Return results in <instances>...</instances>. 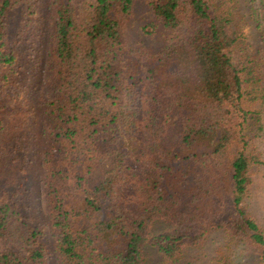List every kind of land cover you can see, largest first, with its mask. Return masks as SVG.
I'll use <instances>...</instances> for the list:
<instances>
[{
    "label": "trees",
    "instance_id": "obj_1",
    "mask_svg": "<svg viewBox=\"0 0 264 264\" xmlns=\"http://www.w3.org/2000/svg\"><path fill=\"white\" fill-rule=\"evenodd\" d=\"M259 1L148 0L156 20L141 28L164 41L152 52L126 38L135 0H0V264H147L148 247L182 264L213 230L264 264L246 204L262 163L250 149L264 129V58L244 33L260 26ZM43 59L45 215L28 183V91ZM177 160L195 167L187 202L167 194Z\"/></svg>",
    "mask_w": 264,
    "mask_h": 264
},
{
    "label": "rangeland",
    "instance_id": "obj_2",
    "mask_svg": "<svg viewBox=\"0 0 264 264\" xmlns=\"http://www.w3.org/2000/svg\"><path fill=\"white\" fill-rule=\"evenodd\" d=\"M255 6H258L259 0H256ZM151 7L148 0H135L134 13L126 27V38L129 43H134L137 40H143L145 46L152 52L158 51L163 44V35L161 29L158 28L154 34H144L142 26L151 21H155ZM48 22V21H47ZM260 26L254 27L253 21L246 24L244 33L248 41L252 45V50H259L264 58V17L260 19ZM44 54L47 52L48 43L47 36L43 39ZM43 54V55H44ZM46 61L43 59L42 68H40L34 77L31 79V87L28 94L30 98L31 108L35 112L34 124L32 126L34 138L31 148V155L34 159V173L28 179V183L33 187V201L37 210L41 211L43 215L46 214V207L44 203L43 191L39 179H37V171L40 168V156L45 149L46 139L42 133L43 121V107H42V88L41 81L43 78V70ZM174 69L170 66L164 70L167 74ZM264 83V80H263ZM257 108L263 111L264 105H257ZM264 117V116H263ZM264 125V118H263ZM174 133H176L174 131ZM173 133V134H174ZM174 136H176L174 134ZM256 156L258 155L261 164L252 166L250 173L252 178L251 193L247 198V205L252 216L259 222L264 230V129L254 135L252 139L251 149ZM110 166V163L102 164L98 169L96 176L102 173L104 168ZM195 167L189 166L186 160H177L172 163V168L166 174L167 194L176 195L187 202L193 190V174ZM168 229L165 223L158 222L155 224L156 231H163ZM253 248V247H252ZM247 246L241 239H234L222 230H213L208 236V239L202 246L191 248L187 256L182 260V264H220L224 257L229 256L234 260V264H262L255 248L252 249ZM148 260L147 264H160L162 256L153 247L147 248Z\"/></svg>",
    "mask_w": 264,
    "mask_h": 264
}]
</instances>
